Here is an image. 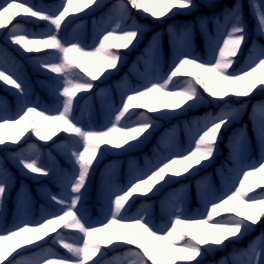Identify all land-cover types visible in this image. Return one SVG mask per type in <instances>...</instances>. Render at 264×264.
Listing matches in <instances>:
<instances>
[{
    "label": "snow or ice",
    "instance_id": "snow-or-ice-1",
    "mask_svg": "<svg viewBox=\"0 0 264 264\" xmlns=\"http://www.w3.org/2000/svg\"><path fill=\"white\" fill-rule=\"evenodd\" d=\"M102 4L103 0H60L57 6L44 8L30 5L28 0H6L0 5V29H8L5 40L26 53H43L34 62L38 68L54 74L45 87L55 97L50 107L32 101L18 72L8 66L6 50L0 48V81L16 89L19 101L15 115L9 116L6 110H0V146L11 148L20 145L22 140L27 143L24 138L30 139L32 135L48 142L63 133L64 143L59 144L56 151L71 165L70 171L60 168L51 152L45 163L36 144L12 154L21 169L34 174V178L56 175L61 191H49L47 197L59 206V211L46 214L34 223L25 221L0 232V264L5 261L7 264H177V261L201 264L207 252L226 247V242H238L264 221V157L250 164L243 161L246 133L237 134L233 141L232 154L240 165L239 179L226 186L222 195H216L208 182L202 189L206 209L203 214L185 215L181 196L165 205L168 223L164 227L154 224L146 210L127 216L136 203L134 197L158 193L184 173L199 171L196 166L217 153L222 129L227 130L238 118L240 108L234 104L242 108V98L249 97L257 88L264 91V45L258 40H251L245 66L239 70L233 67L238 62L234 58L249 41L240 0L223 14L224 32L211 45V60H201L191 52V31L187 26L173 29L170 36L175 45V59L167 73L158 75L155 53L159 44L154 42L153 60L151 67L146 68L148 75L144 84L124 88L118 106L108 103L110 93L100 89L99 94L107 105V123L96 128L82 124L75 115L79 107L77 95L91 92L96 87L94 82L107 70L116 69L123 60L119 50L128 49L143 35L144 27L132 19V10L160 20L169 13H187L197 7L195 0H118L113 6L114 14L108 19V27L101 30L92 45L83 43L79 37L61 34L74 22L75 14L88 8L95 12ZM249 6L256 24L255 35L264 38V3L249 0ZM70 15L73 19L66 23ZM17 17L21 20L13 24ZM214 19L220 23V17ZM40 21L47 25L42 32H32L25 27ZM189 67L193 70H187ZM205 102L223 107L197 122L198 131L192 146L184 152H174V145L168 144L167 154L161 153L154 164L132 176L127 185H109L104 192L106 217L98 225L90 223L81 203L83 190L104 155L113 149L126 152L137 147L148 138L145 133L151 134L149 130L154 129L157 119L188 111ZM253 111L257 117V137L264 146V105L254 107ZM150 113L158 115L153 117ZM177 165L182 167L177 168ZM254 177L260 179L254 180ZM10 180V174L0 161V210ZM256 189L262 191L257 193ZM238 206H243L244 210H238ZM52 233L55 235L51 236V242L65 249V255L53 253L52 249L38 243H48L45 237ZM257 239L261 241L259 244L251 242L247 248L234 250L232 264H264V239ZM28 245L40 248L41 253L24 255L32 251L26 247ZM113 245L134 248L109 257V252H116ZM52 256L58 258H50ZM198 257L201 259L197 260Z\"/></svg>",
    "mask_w": 264,
    "mask_h": 264
},
{
    "label": "rangeland",
    "instance_id": "rangeland-1",
    "mask_svg": "<svg viewBox=\"0 0 264 264\" xmlns=\"http://www.w3.org/2000/svg\"><path fill=\"white\" fill-rule=\"evenodd\" d=\"M223 1V3L221 2ZM6 0H0V5H3ZM20 2V0H18ZM30 5L37 7L52 8L60 3V0H28ZM237 0H195L197 7L187 13H179L156 20L147 14L140 15L136 10H132V19L139 25L144 27L143 35L138 38L137 41H133V44L128 49H120L119 51L123 55V60L118 62L116 69H109L100 78L95 81L96 87L91 92L78 93L77 99L79 100V107L75 109V115L81 120V123L86 126H92L99 128L107 123L106 117V102L101 98L100 89L107 90L110 95L107 98L108 103L119 105L121 99V91L128 87H139L146 82L145 77L148 75L146 68L151 67L153 60L152 45L154 42H158L159 48L155 53V59L158 64V75H163L170 70V67L175 59V45L170 36L173 29L179 30L187 26L191 31V52L199 57L201 60L212 59L211 45L221 37L224 32V19L223 14L226 9L232 8L236 4ZM264 3V0H259ZM118 3V0H103V4L99 10L93 12L91 8L85 9L84 12L75 14L76 19L70 24L66 32H62V35L70 37H79L83 43L92 45L97 35L102 29L108 27V19L114 14V5ZM243 5V16L248 28L249 41L247 44L242 45L240 52L234 59L238 61L233 65L236 70L245 66V62L248 58L249 47L251 46V40L256 39L260 45H264V38L257 37L255 35V20L251 15V9L249 6V0H240ZM93 8L95 5L92 6ZM222 7V9H221ZM101 9H105L103 16H96L95 13ZM209 9V11H208ZM219 11V12H217ZM216 17H220V23L215 22ZM206 18V19H205ZM73 19L70 15L66 18L68 20ZM21 20L17 17L12 23H16ZM132 21L130 20L129 23ZM42 25L41 27H37ZM46 22H37L26 24L25 27L32 32H42L46 29ZM11 27V25H9ZM112 27H115L113 24ZM8 29H0V48L6 50L9 58V67L18 72V75L24 81L25 86L29 89L30 99L34 102H38L42 107H50L53 102H47L42 98V95L50 91L46 84H50V77L44 76L46 70L37 67L34 62L43 53H26L19 48L18 45H14L5 40V34ZM197 36V41L195 37ZM110 43H120L119 41H110ZM167 45V46H166ZM201 45V46H200ZM202 48V51L199 49ZM169 56L167 57L166 55ZM193 70L190 67L187 69ZM231 70V69H230ZM109 72L111 75H109ZM47 75H54L49 74ZM259 75V74H257ZM107 76V79H105ZM120 79H116V77ZM0 88L7 91L8 94L14 96L15 107L9 105L7 99L0 96V110H6V114L9 116L15 115L19 110V101L16 95V89L0 81ZM202 91V89H201ZM255 91H261L257 88ZM206 95V94H205ZM82 97V98H81ZM249 97L242 98L244 101V107H240V104H234L235 107L240 108V114L238 118L227 127V130H223L220 133L222 139L218 143L217 153L210 158L209 161H202L201 165L196 166L199 171L195 174H191L192 170L188 173H184L182 176L175 178L173 183L168 184L160 192L152 194L147 197H134L136 203L132 205L127 216L133 217L141 210H146L148 218L152 220L154 224L159 227H164L168 223V219L165 216L164 207L172 199L183 196L184 203L183 209L187 216H197L205 212V202L202 196V189L210 182L209 187L216 195H222L226 186L231 185L234 181L239 179L240 165L234 160L232 149L233 141L237 134L246 133L247 145L246 151L243 156L245 163L258 162L264 157V146H262L258 140L256 132V115L253 111L254 107L264 105V98L259 101L248 100ZM222 104L205 102L196 107L189 109L188 111L176 113L155 121L154 129H150L145 135L148 137L143 143L137 147L128 151L115 150L107 152L103 159L99 162V165L95 167L93 175H91L87 182L86 189L84 191V198L82 205L87 210L90 218V223L98 225L100 221H103L106 217V203L104 198L105 189L109 185L125 186L128 184L129 179L146 170L151 164H154L161 153L167 154L168 144L174 145L172 151L184 152L189 149L193 144V140L198 131V121L203 119L208 114L218 113ZM203 108V112L200 115L190 114L189 112H196L198 109ZM163 110V109H162ZM149 115L155 117L158 113H150ZM186 115L190 116L186 118ZM248 115V123L244 120V116ZM133 119H136L134 117ZM64 134L59 133L53 136L52 141L42 142L39 141L34 135L29 139L26 136L24 140L20 142V145L7 147L4 146L7 152V156L16 165V161L12 158L14 149L22 148L27 150L31 144H36L41 153L42 160L48 162V154L51 152L52 156L56 158L59 167L65 170H71L70 162L66 159V166L58 159L62 154L56 151L59 144L64 143ZM143 139V137H141ZM154 139V143L149 150L143 154H138L145 146H148L150 141ZM56 143H53V142ZM127 147V146H126ZM19 151V150H18ZM3 163V162H2ZM18 164V163H17ZM206 165V166H203ZM51 166V165H49ZM20 167V166H19ZM177 168L182 166L177 165ZM70 168V169H69ZM18 169V168H17ZM21 169V167L19 168ZM18 171L20 172V170ZM22 170V169H21ZM24 173L19 178L18 175L11 176L8 191L6 193L5 201L2 210H0V232L13 227L16 224L23 223L25 221L36 222L39 221L44 215L58 212L59 206L55 202L50 201L47 197V193H59L61 186L57 181L56 175H52L55 179L53 188H50L48 184L40 181V176L34 178V174ZM110 173V175H109ZM44 177V176H43ZM254 180H259V177H254ZM32 182H35L32 183ZM99 184V191L97 192L96 199L92 202L95 206L88 204L89 197H93V185ZM14 190H16V197H14L13 203L9 208V221L5 220V213L7 211L6 199ZM155 192V190H153ZM257 193L261 192V189L255 190ZM251 195V193H250ZM194 203V210L190 209V204ZM36 206L33 209V206ZM95 208V214L93 211ZM238 210H244L243 206H238ZM127 231V230H124ZM45 237L44 241L38 243L43 244L45 249H52L53 253L59 255H65L66 250L60 246H57L51 242V236ZM257 238L264 239V221L258 223L254 230L250 231L243 239L235 243L226 242L227 246L219 250H210L203 256L201 264H224L227 260L228 264H232L233 252L237 249H244L249 246L251 242L259 244L261 241ZM182 243V242H181ZM30 248L31 252H25L24 255L31 256L32 253H41V249L34 246H26ZM112 247L116 248V252H109L108 256H115L117 253H123L129 248L134 246L123 245ZM58 249L61 250L58 251ZM18 252H23V249H18ZM16 256V253H13ZM12 257H9L11 259ZM50 258L56 259L57 256ZM122 258V257H121ZM201 258L198 257L197 260ZM7 264V261H5ZM177 264H185V262L177 261ZM190 264H196L195 261Z\"/></svg>",
    "mask_w": 264,
    "mask_h": 264
},
{
    "label": "trees",
    "instance_id": "trees-1",
    "mask_svg": "<svg viewBox=\"0 0 264 264\" xmlns=\"http://www.w3.org/2000/svg\"><path fill=\"white\" fill-rule=\"evenodd\" d=\"M0 95H2V96H4L8 101H9V104L12 106V107H14V103H15V100H14V98L12 97V96H10V95H8V94H6L5 92H2L1 90H0ZM45 95V97L47 98V99H50V97L48 96V95H46V94H44ZM44 97V98H45ZM264 97V91H254L252 94H251V99H261V98H263ZM45 98V99H46ZM46 99V100H47ZM48 101V100H47ZM203 112V110H199L197 113H198V115L200 114V113H202ZM244 120L245 121H247V123H248V116H246L245 118H244ZM0 158H1V161L3 162V166L6 168V169H9V170H12L13 172H17V169L13 166V165H10V161H8V159L5 157V153H4V149H3V146H0ZM63 161V160H62ZM18 173V172H17ZM46 182H48V183H51V182H49V181H47L46 180ZM96 190H97V188H96ZM14 197H15V192H13V195L12 196H10L9 198H8V200H7V202H8V204L9 205H11L12 203H13V200H14Z\"/></svg>",
    "mask_w": 264,
    "mask_h": 264
}]
</instances>
